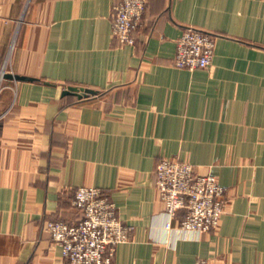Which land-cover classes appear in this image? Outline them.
I'll return each instance as SVG.
<instances>
[{
	"label": "crops",
	"instance_id": "crops-1",
	"mask_svg": "<svg viewBox=\"0 0 264 264\" xmlns=\"http://www.w3.org/2000/svg\"><path fill=\"white\" fill-rule=\"evenodd\" d=\"M117 1L0 0V72L34 78L0 77V264H69L45 223L82 218L78 186L132 226L111 264H264V0H146L133 46L112 35ZM187 26L214 34L210 67L173 65ZM163 157L225 188L215 230L169 219Z\"/></svg>",
	"mask_w": 264,
	"mask_h": 264
},
{
	"label": "built area",
	"instance_id": "built-area-1",
	"mask_svg": "<svg viewBox=\"0 0 264 264\" xmlns=\"http://www.w3.org/2000/svg\"><path fill=\"white\" fill-rule=\"evenodd\" d=\"M146 0H118L111 12V31L120 45L133 46L134 33L142 27ZM213 33L187 26L176 39L173 65L196 70L211 66ZM155 186L169 219L179 210L184 217L179 227L205 233L215 230L224 212L225 188L210 172H199L179 158H160L155 169ZM73 205L82 218L75 224L61 220L45 223L69 264H111L119 244L129 240L132 226L118 216L115 203L94 186H78ZM167 227H170L168 222ZM194 264H213L200 258Z\"/></svg>",
	"mask_w": 264,
	"mask_h": 264
},
{
	"label": "water",
	"instance_id": "water-1",
	"mask_svg": "<svg viewBox=\"0 0 264 264\" xmlns=\"http://www.w3.org/2000/svg\"><path fill=\"white\" fill-rule=\"evenodd\" d=\"M1 78H8L11 80H34V78L23 76L19 74H14L10 72H0ZM99 91L89 87L68 85L62 90V95H73L79 99L88 98L90 96L98 94Z\"/></svg>",
	"mask_w": 264,
	"mask_h": 264
},
{
	"label": "rangeland",
	"instance_id": "rangeland-1",
	"mask_svg": "<svg viewBox=\"0 0 264 264\" xmlns=\"http://www.w3.org/2000/svg\"><path fill=\"white\" fill-rule=\"evenodd\" d=\"M183 161H185V160H183ZM186 162H188V161H186ZM190 163V162H189Z\"/></svg>",
	"mask_w": 264,
	"mask_h": 264
}]
</instances>
